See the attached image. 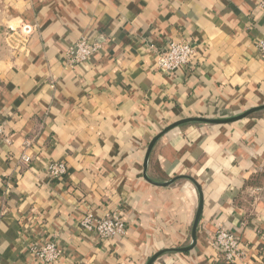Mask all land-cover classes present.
I'll use <instances>...</instances> for the list:
<instances>
[{"label": "crops", "instance_id": "crops-1", "mask_svg": "<svg viewBox=\"0 0 264 264\" xmlns=\"http://www.w3.org/2000/svg\"><path fill=\"white\" fill-rule=\"evenodd\" d=\"M263 36L264 0H0V264H47L46 243L52 264H224L221 227L246 251L236 264H264V110L182 124L146 165L169 126L264 106ZM81 37L98 50L71 67ZM170 41L196 45L195 66L160 72ZM111 212L124 236L80 225Z\"/></svg>", "mask_w": 264, "mask_h": 264}, {"label": "built area", "instance_id": "built-area-1", "mask_svg": "<svg viewBox=\"0 0 264 264\" xmlns=\"http://www.w3.org/2000/svg\"><path fill=\"white\" fill-rule=\"evenodd\" d=\"M31 26L26 25L20 30H13L8 35V43L17 50L31 33ZM98 50L97 45L91 44L86 37H81L67 51L66 59L71 67L87 62ZM259 51L264 61V36L259 43ZM157 69L167 75L176 73L181 68H191L199 61L198 47L190 41H170L168 45L156 51ZM5 134V125L0 120V139ZM5 138V137H4ZM25 163L31 160L23 156ZM49 177L58 179L68 174V167L64 163H53L49 166ZM81 227L101 240L124 236L127 226L120 212H111L105 216L85 214L80 218ZM213 246L222 254L227 264H236L246 253L241 240L224 227L219 228L213 239ZM37 259L41 262L57 263L61 251L56 243H46L34 249Z\"/></svg>", "mask_w": 264, "mask_h": 264}, {"label": "water", "instance_id": "water-1", "mask_svg": "<svg viewBox=\"0 0 264 264\" xmlns=\"http://www.w3.org/2000/svg\"><path fill=\"white\" fill-rule=\"evenodd\" d=\"M264 110V106L263 107H258V108H255V109H251L250 111H247L245 113H243L242 115L238 116V117H235V118H232V119H226V120H202V119H188V120H184V121H181V122H178V123H175L171 126H169L163 133H161L160 135H158L157 137H155V139L152 141L150 147H149V150H148V155L146 157V165L148 164V161H149V156L155 146V144L158 142V140L163 136L165 135L167 132L181 126L182 124H185V123H192V122H203V123H208V124H225V123H232V122H236V121H239L241 119H244V118H247L249 117L250 115H252L253 113H256V112H259V111H262ZM200 215H201V209L199 210V215H198V219H197V222H196V225H195V233H196V228H197V225H198V222H199V219H200ZM196 234H194V243L196 242ZM193 246V245H192ZM160 255H162V253L156 255L155 257H153L148 264H153L158 257H160Z\"/></svg>", "mask_w": 264, "mask_h": 264}, {"label": "rangeland", "instance_id": "rangeland-1", "mask_svg": "<svg viewBox=\"0 0 264 264\" xmlns=\"http://www.w3.org/2000/svg\"><path fill=\"white\" fill-rule=\"evenodd\" d=\"M7 39V38H6ZM7 42V40H5V43ZM7 44V43H6ZM9 46V48L14 49L11 45L7 44Z\"/></svg>", "mask_w": 264, "mask_h": 264}, {"label": "trees", "instance_id": "trees-1", "mask_svg": "<svg viewBox=\"0 0 264 264\" xmlns=\"http://www.w3.org/2000/svg\"><path fill=\"white\" fill-rule=\"evenodd\" d=\"M222 262H223L224 264H227V263L225 262V260H224V259H222Z\"/></svg>", "mask_w": 264, "mask_h": 264}]
</instances>
